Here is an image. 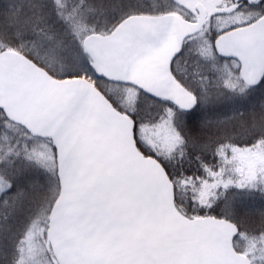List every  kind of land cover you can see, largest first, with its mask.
Here are the masks:
<instances>
[{"label":"snow or ice","instance_id":"6c2138e0","mask_svg":"<svg viewBox=\"0 0 264 264\" xmlns=\"http://www.w3.org/2000/svg\"><path fill=\"white\" fill-rule=\"evenodd\" d=\"M0 264H264V0H0Z\"/></svg>","mask_w":264,"mask_h":264}]
</instances>
